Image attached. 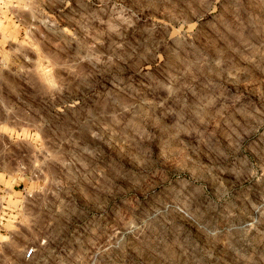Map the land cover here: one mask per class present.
<instances>
[{
    "label": "rangeland",
    "instance_id": "rangeland-1",
    "mask_svg": "<svg viewBox=\"0 0 264 264\" xmlns=\"http://www.w3.org/2000/svg\"><path fill=\"white\" fill-rule=\"evenodd\" d=\"M0 264H264V0H0Z\"/></svg>",
    "mask_w": 264,
    "mask_h": 264
},
{
    "label": "built area",
    "instance_id": "built-area-1",
    "mask_svg": "<svg viewBox=\"0 0 264 264\" xmlns=\"http://www.w3.org/2000/svg\"><path fill=\"white\" fill-rule=\"evenodd\" d=\"M36 256V249L34 248H28L24 252V260L25 261H32Z\"/></svg>",
    "mask_w": 264,
    "mask_h": 264
}]
</instances>
